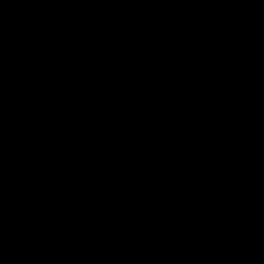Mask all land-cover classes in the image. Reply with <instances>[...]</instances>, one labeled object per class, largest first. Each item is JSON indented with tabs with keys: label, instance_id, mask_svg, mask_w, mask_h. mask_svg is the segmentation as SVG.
Returning a JSON list of instances; mask_svg holds the SVG:
<instances>
[{
	"label": "water",
	"instance_id": "water-1",
	"mask_svg": "<svg viewBox=\"0 0 264 264\" xmlns=\"http://www.w3.org/2000/svg\"><path fill=\"white\" fill-rule=\"evenodd\" d=\"M0 264H264V0H0Z\"/></svg>",
	"mask_w": 264,
	"mask_h": 264
}]
</instances>
